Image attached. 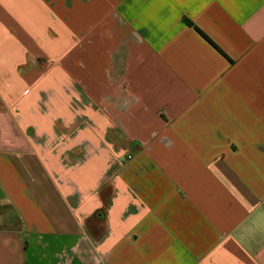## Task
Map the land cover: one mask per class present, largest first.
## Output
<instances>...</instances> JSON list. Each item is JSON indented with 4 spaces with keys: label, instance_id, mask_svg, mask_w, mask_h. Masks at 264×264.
Instances as JSON below:
<instances>
[{
    "label": "crops",
    "instance_id": "0c3cea01",
    "mask_svg": "<svg viewBox=\"0 0 264 264\" xmlns=\"http://www.w3.org/2000/svg\"><path fill=\"white\" fill-rule=\"evenodd\" d=\"M0 264H264V0H0Z\"/></svg>",
    "mask_w": 264,
    "mask_h": 264
},
{
    "label": "trees",
    "instance_id": "16d2710c",
    "mask_svg": "<svg viewBox=\"0 0 264 264\" xmlns=\"http://www.w3.org/2000/svg\"><path fill=\"white\" fill-rule=\"evenodd\" d=\"M188 26L190 27H195L194 24H192L190 21L187 22ZM195 29L210 43H212L213 45H215L203 32H201L199 29H197L195 27Z\"/></svg>",
    "mask_w": 264,
    "mask_h": 264
}]
</instances>
